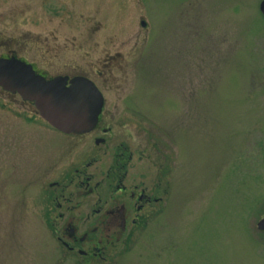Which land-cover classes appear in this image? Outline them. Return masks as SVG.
I'll use <instances>...</instances> for the list:
<instances>
[{"label":"rangeland","instance_id":"1","mask_svg":"<svg viewBox=\"0 0 264 264\" xmlns=\"http://www.w3.org/2000/svg\"><path fill=\"white\" fill-rule=\"evenodd\" d=\"M261 2L0 0V59L16 55L49 79L96 82L102 123L118 135L108 146L115 152L121 142L135 154L137 182L152 184L170 160L172 182L182 185L174 264H264ZM54 128L32 102L0 86V264L74 259L57 243L70 216L51 212L56 194L39 179L60 158ZM74 184L68 190L77 193ZM83 194L63 201L79 235L97 199ZM126 263L144 264L135 255Z\"/></svg>","mask_w":264,"mask_h":264},{"label":"flooded vegetation","instance_id":"2","mask_svg":"<svg viewBox=\"0 0 264 264\" xmlns=\"http://www.w3.org/2000/svg\"><path fill=\"white\" fill-rule=\"evenodd\" d=\"M31 64L38 73L49 78L36 64ZM102 120L103 115L96 127L86 134H69L54 128L60 139L56 144L60 158L47 166L39 179L48 182L54 191L52 197L56 194L52 199L54 208L51 212L57 213L58 218L70 216L66 220V235L59 229L61 235L57 243L68 256L74 257L71 264H127L126 260L134 255L144 264H148L151 258L157 259L159 263L156 264H174L177 250L172 238L175 222L172 216L175 194L179 193L182 185L172 182L170 160H162V166L151 174L152 184L137 182V177L131 172L135 154L121 142L115 152L111 150L108 145L117 135L115 126L103 124ZM80 141H84L83 145L78 146L73 159L71 149ZM65 154H71V157L62 161ZM174 183L175 188L172 186ZM73 184L77 193L68 190ZM81 192L83 197L94 194L97 199L91 209L93 214L87 217L88 229L79 235L74 212L66 203L72 199L76 201ZM145 229L148 232H144ZM140 240L142 242L138 245Z\"/></svg>","mask_w":264,"mask_h":264},{"label":"water","instance_id":"3","mask_svg":"<svg viewBox=\"0 0 264 264\" xmlns=\"http://www.w3.org/2000/svg\"><path fill=\"white\" fill-rule=\"evenodd\" d=\"M260 10L264 13V0ZM0 86L32 102L41 117L66 133L92 131L105 106L104 94L89 78L74 76L70 79L62 75L47 79L33 64L16 57L0 59ZM258 225L264 230V218Z\"/></svg>","mask_w":264,"mask_h":264}]
</instances>
